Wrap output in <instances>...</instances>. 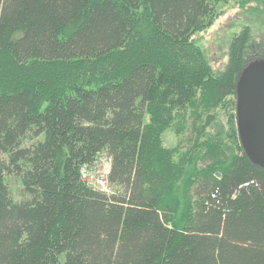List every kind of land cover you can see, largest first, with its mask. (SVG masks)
<instances>
[{
    "label": "trees",
    "instance_id": "16d2710c",
    "mask_svg": "<svg viewBox=\"0 0 264 264\" xmlns=\"http://www.w3.org/2000/svg\"><path fill=\"white\" fill-rule=\"evenodd\" d=\"M231 3L244 24L217 75L194 35ZM263 7L0 0V264H264V170L232 117L204 129L264 57L251 29ZM190 113L206 120L176 161L162 136ZM101 153L113 194L82 179ZM8 177L27 201H12Z\"/></svg>",
    "mask_w": 264,
    "mask_h": 264
},
{
    "label": "rangeland",
    "instance_id": "374dc122",
    "mask_svg": "<svg viewBox=\"0 0 264 264\" xmlns=\"http://www.w3.org/2000/svg\"><path fill=\"white\" fill-rule=\"evenodd\" d=\"M218 12H220V16L213 26L194 35L197 46L205 53L207 62H209L213 71L217 75L225 71L227 64L229 63L230 40H232L235 34L241 32L244 24V16L236 3L218 5ZM259 21L260 22L255 24L252 23L251 25L252 38L254 37V40L257 43H262L264 41V29L262 28V24L264 23V10L260 13ZM255 58L253 59L255 60ZM257 59H264V57H259ZM214 115L216 116L217 122L208 128L205 126L204 129L207 132H213L217 126L227 128L230 117L234 120V125L237 129L236 98H233L232 96L228 97L223 106L215 111ZM205 120L206 117L197 119L194 114L190 113L187 118L182 121H177L172 127L164 132L162 136V144L165 148L171 149L174 152L176 161H178L182 154L188 153L187 150L190 147L194 146L193 141L197 136L196 129H200ZM213 126L214 128H212ZM237 152H239V149L236 150V153ZM105 156L109 157L103 155L102 158L104 159H102L103 162L101 164L106 168L108 160H105ZM208 164V162H201L199 169L206 167ZM102 165H99L96 171L105 170ZM6 183L10 191L11 199L14 203L18 204L28 200L27 195L23 191L24 188L21 179L17 177H8ZM113 189L114 191H118L117 188ZM194 202L195 200L192 199L191 203L194 204ZM61 258L63 261L64 256Z\"/></svg>",
    "mask_w": 264,
    "mask_h": 264
},
{
    "label": "water",
    "instance_id": "95a60500",
    "mask_svg": "<svg viewBox=\"0 0 264 264\" xmlns=\"http://www.w3.org/2000/svg\"><path fill=\"white\" fill-rule=\"evenodd\" d=\"M237 132L248 161L264 170V59H255L235 79Z\"/></svg>",
    "mask_w": 264,
    "mask_h": 264
},
{
    "label": "built area",
    "instance_id": "2783aa9c",
    "mask_svg": "<svg viewBox=\"0 0 264 264\" xmlns=\"http://www.w3.org/2000/svg\"><path fill=\"white\" fill-rule=\"evenodd\" d=\"M102 161V160H101ZM103 162V161H102ZM96 167L89 166L87 171L83 172V168L81 169V175L84 182L88 184V186L94 188V190L105 192L111 189L109 184V174L111 169L107 166L103 167L105 170L96 171Z\"/></svg>",
    "mask_w": 264,
    "mask_h": 264
},
{
    "label": "bare ground",
    "instance_id": "6f19581e",
    "mask_svg": "<svg viewBox=\"0 0 264 264\" xmlns=\"http://www.w3.org/2000/svg\"><path fill=\"white\" fill-rule=\"evenodd\" d=\"M103 155H107V156H109L107 153H101L98 157H97V159H96V161L93 163V164H91V166L92 167H96V166H101L102 164V159H104V158H102V156ZM108 160V162H107V166L111 169L112 168V158L109 156V157H106L105 156V160ZM105 165H106V163H105ZM102 167H104V165H102ZM84 169H83V172H85V171H87V169L89 168V166H84L83 167ZM97 170V169H96ZM111 172V171H110ZM84 182V181H83ZM97 191V190H96ZM114 192V189H113V187H111V189L109 190V191H105V192H103L102 194H112Z\"/></svg>",
    "mask_w": 264,
    "mask_h": 264
}]
</instances>
